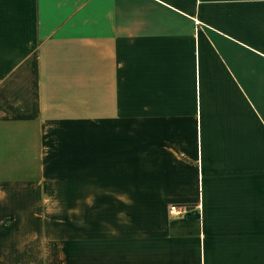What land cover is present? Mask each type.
I'll list each match as a JSON object with an SVG mask.
<instances>
[{
  "label": "crops",
  "instance_id": "crops-1",
  "mask_svg": "<svg viewBox=\"0 0 264 264\" xmlns=\"http://www.w3.org/2000/svg\"><path fill=\"white\" fill-rule=\"evenodd\" d=\"M178 59L186 161L97 96L134 67L171 95ZM69 242L88 264H264V0H0V264H67Z\"/></svg>",
  "mask_w": 264,
  "mask_h": 264
},
{
  "label": "rangeland",
  "instance_id": "rangeland-1",
  "mask_svg": "<svg viewBox=\"0 0 264 264\" xmlns=\"http://www.w3.org/2000/svg\"><path fill=\"white\" fill-rule=\"evenodd\" d=\"M133 56V59L136 60L135 52H133ZM178 63L177 89L175 93L171 91V95H169L168 90L163 89L165 87L163 76L146 74L143 79L138 77L134 67V74L131 73L132 68H130L129 90L127 92L125 90H118L117 92L113 90L98 91L97 96L106 99L117 98L118 101L123 98V101L125 99L128 101L130 141L137 143L144 140L146 148L153 145L154 142H159L161 147H169L172 145L170 140L176 137L177 146L181 148L183 154L180 159L186 161L184 152L191 154L195 144V120L191 110L193 93L186 82L184 60L178 59ZM112 77L115 78V82L116 76ZM103 81L104 76L98 75V82ZM170 98L176 100V111L165 105ZM169 114L171 115L170 118ZM175 115L176 118L173 117ZM53 141L56 143V139ZM43 253L54 254L50 250L43 251ZM64 253V257L68 261L67 264H88L87 244L66 243Z\"/></svg>",
  "mask_w": 264,
  "mask_h": 264
},
{
  "label": "built area",
  "instance_id": "built-area-1",
  "mask_svg": "<svg viewBox=\"0 0 264 264\" xmlns=\"http://www.w3.org/2000/svg\"><path fill=\"white\" fill-rule=\"evenodd\" d=\"M188 211L189 207L186 205L171 204L168 208L169 214L177 218H183Z\"/></svg>",
  "mask_w": 264,
  "mask_h": 264
}]
</instances>
